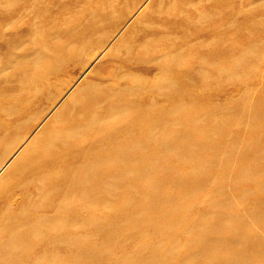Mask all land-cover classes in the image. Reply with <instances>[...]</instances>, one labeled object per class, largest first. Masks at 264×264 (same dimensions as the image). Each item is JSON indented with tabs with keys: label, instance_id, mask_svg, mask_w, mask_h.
Instances as JSON below:
<instances>
[{
	"label": "rangeland",
	"instance_id": "1",
	"mask_svg": "<svg viewBox=\"0 0 264 264\" xmlns=\"http://www.w3.org/2000/svg\"><path fill=\"white\" fill-rule=\"evenodd\" d=\"M0 264H264V0H0Z\"/></svg>",
	"mask_w": 264,
	"mask_h": 264
},
{
	"label": "bare ground",
	"instance_id": "2",
	"mask_svg": "<svg viewBox=\"0 0 264 264\" xmlns=\"http://www.w3.org/2000/svg\"><path fill=\"white\" fill-rule=\"evenodd\" d=\"M160 69V68H159ZM161 70V69H160ZM162 71V70H161ZM160 71V72H161ZM121 75V74H120ZM126 76V75H125ZM129 76V75H128ZM138 78V77H137ZM119 79V78H118ZM136 79V78H135ZM141 79V78H140ZM120 80V79H119ZM138 80V79H137ZM135 82V81H134ZM130 86V85H129ZM131 87V86H130ZM143 94V93H142ZM12 188V187H11ZM9 191V190H8ZM21 191V190H20ZM7 195V194H6ZM11 197V196H10Z\"/></svg>",
	"mask_w": 264,
	"mask_h": 264
}]
</instances>
